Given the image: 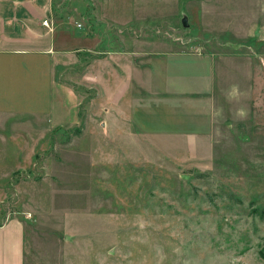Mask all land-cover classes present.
<instances>
[{"label":"rangeland","instance_id":"374dc122","mask_svg":"<svg viewBox=\"0 0 264 264\" xmlns=\"http://www.w3.org/2000/svg\"><path fill=\"white\" fill-rule=\"evenodd\" d=\"M189 3L191 28L180 27L179 50L211 58L212 92L190 103L176 96L151 97L142 108L143 130L128 120L134 124L126 128L130 137L109 141L107 118L98 109L105 95L95 102L96 86L90 87L95 84L66 64L60 80L76 92L75 100L69 93L60 99L55 90L53 114L45 118L53 124L63 102L68 105L65 125L59 124L47 156L45 144L25 145L20 168L10 175L12 188H21L19 207L8 202L16 195L0 182V222L47 209L50 184L64 190V200L54 209L64 231L42 228L34 218L28 224L35 236L53 239L63 254L81 244L83 254L96 255L92 264L102 259L112 264H264V216L259 213L264 210V0ZM211 64L169 61L157 82L164 87L178 68L199 89L195 78ZM105 69L98 61L85 72L101 75ZM104 82L97 83L99 89ZM232 85L238 86V96L229 100ZM73 102L78 106L74 121ZM238 109L245 112L243 118ZM9 141L16 147L14 137ZM2 142L0 158L9 149ZM34 152L39 157L32 159ZM230 193L239 201L228 198Z\"/></svg>","mask_w":264,"mask_h":264},{"label":"crops","instance_id":"0c3cea01","mask_svg":"<svg viewBox=\"0 0 264 264\" xmlns=\"http://www.w3.org/2000/svg\"><path fill=\"white\" fill-rule=\"evenodd\" d=\"M180 1L0 0V141L9 146L8 153H2L0 158V165L4 166L0 182L8 184L10 192L16 195L8 199L11 205L20 206L17 196L21 188H12L10 175L20 168L27 151L25 145L39 141L45 144L43 157L47 156L54 148L56 134L61 131L59 124L65 125L62 116L65 111L67 115L68 105L63 102L56 109L54 123L49 125L45 120L53 114V92H60V99L69 93L75 100L76 92L60 80L66 64H74L75 71L86 83L95 84L90 86H96L92 93L95 102L100 95H105L98 109L107 118L105 128L111 133L109 141L116 135L121 141L130 137L126 128L134 124L130 125L128 120H135L136 128H144L147 118L142 108L151 97L167 100L176 96L190 103L195 97L201 99L200 96L212 92L211 58L179 50L183 41L178 31L191 28L188 7L193 0ZM170 31L172 35L168 34ZM98 61L105 62L104 74L85 72L89 65ZM169 61L174 64L210 62L211 66L196 76L199 89H194L189 79L191 75L178 68L173 69L177 73L162 87L156 75H164ZM97 81L99 84L105 81L101 89ZM137 99L139 107L134 106ZM74 103H71L73 121L78 108ZM114 116L120 121L116 126ZM133 134L139 132L133 131ZM13 137L17 140L16 147L9 141ZM37 153L31 154L32 159L39 157ZM25 182L29 181L22 183ZM48 185L49 194L44 204L47 209L43 206L40 211L28 210L23 215L19 212L21 216L13 215L1 221L0 264H33L34 260L39 264H92L96 255L83 254L81 244L63 254L53 239L35 236L34 229L29 226L28 218H34L42 228L64 229L54 210L64 200V193H61L64 190ZM90 192L94 195V190ZM83 255L87 259L83 260ZM100 262L112 264L105 259Z\"/></svg>","mask_w":264,"mask_h":264},{"label":"clouds","instance_id":"9594fccd","mask_svg":"<svg viewBox=\"0 0 264 264\" xmlns=\"http://www.w3.org/2000/svg\"><path fill=\"white\" fill-rule=\"evenodd\" d=\"M237 96H238V86L232 85L230 90L227 92L226 98L231 100L237 98ZM236 114L240 118H243L245 116V112L243 111V109H238Z\"/></svg>","mask_w":264,"mask_h":264},{"label":"trees","instance_id":"16d2710c","mask_svg":"<svg viewBox=\"0 0 264 264\" xmlns=\"http://www.w3.org/2000/svg\"><path fill=\"white\" fill-rule=\"evenodd\" d=\"M229 197L228 198H234L236 201H239V199L237 198V197H235L232 193H230L229 195H228ZM255 211H258V210H255ZM259 213L262 215V216H264V210H259ZM0 224H1V222H0Z\"/></svg>","mask_w":264,"mask_h":264}]
</instances>
